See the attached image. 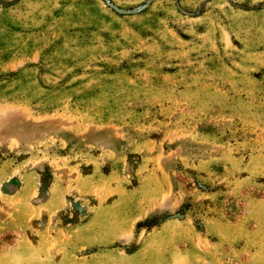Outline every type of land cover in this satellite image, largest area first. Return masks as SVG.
<instances>
[{"label": "rangeland", "instance_id": "1", "mask_svg": "<svg viewBox=\"0 0 264 264\" xmlns=\"http://www.w3.org/2000/svg\"><path fill=\"white\" fill-rule=\"evenodd\" d=\"M0 264H264V0H0Z\"/></svg>", "mask_w": 264, "mask_h": 264}]
</instances>
